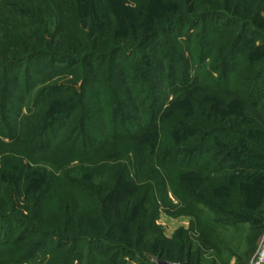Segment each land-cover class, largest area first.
<instances>
[{
    "label": "trees",
    "instance_id": "obj_1",
    "mask_svg": "<svg viewBox=\"0 0 264 264\" xmlns=\"http://www.w3.org/2000/svg\"><path fill=\"white\" fill-rule=\"evenodd\" d=\"M96 1L126 11L125 40L102 37L85 0H0V264H35L42 253V264H120L118 253L139 255L157 230L170 193L195 211L208 243L222 224L249 222L257 234L237 199L264 170L247 162L259 145L241 134L239 117L222 124L227 103L217 92L236 96L245 116L264 103V60L254 66L264 55V0ZM108 8L106 28L116 29ZM203 21L222 29L190 31ZM25 62L37 67L12 75ZM56 62L74 64L80 90L58 80ZM17 87L39 89L12 122L24 101ZM202 207L221 218L204 222ZM182 233L172 239L181 251ZM91 242L103 247H78ZM170 243L161 234L156 247L172 260Z\"/></svg>",
    "mask_w": 264,
    "mask_h": 264
},
{
    "label": "rangeland",
    "instance_id": "obj_2",
    "mask_svg": "<svg viewBox=\"0 0 264 264\" xmlns=\"http://www.w3.org/2000/svg\"><path fill=\"white\" fill-rule=\"evenodd\" d=\"M85 3L91 5V7H89V5L84 6L85 14L86 16H90L89 12L91 8L92 16H96L97 25L102 30V37L111 35L112 31H118L120 37L119 39H126L128 34H124L123 27V25L126 26V23L120 15V13L122 12L126 13L125 10L112 3L104 2L109 7L108 10L111 12L110 22L112 24L117 22L116 29H107V19H105V11L103 10L104 3L98 5L96 0H85ZM133 4H135L133 0H127L126 5L132 6ZM203 8L204 7L201 5L199 10H202ZM179 13L182 15L186 12L179 10L177 11V14ZM225 15H228V18L231 21V13L229 12V14ZM117 17L118 20H115ZM210 22L211 21H203L196 27V29H192L190 31H199V35H201V31L203 29L204 31H215L217 27H215V25H210ZM220 23L222 24L223 22ZM188 27L189 25L186 24L185 31H188ZM220 28L221 27L217 28V33L218 29L219 31H221L222 28ZM239 30L240 28L237 27L235 23L231 24L230 31L233 32ZM177 31L184 32L182 31V29H178ZM218 52H221L220 46ZM263 60L264 55L257 58L254 66L259 67L263 63ZM73 65L74 64H68V62H56L55 67L52 69V71L56 72L57 74L64 75L58 76L60 77L58 80L65 83L67 82L74 83L75 85L77 84V90H80L84 81L82 78L75 79L73 77L72 74H74L75 72L71 71ZM246 66L247 63L244 64V67ZM32 67L37 66L33 62H25L16 66V71L12 72V75H19L21 73H24L25 75L26 71ZM74 67L78 68V66ZM248 68L249 67L245 69L247 70ZM253 70L254 69L251 68V71ZM4 78L7 79L6 76ZM37 89L39 88L36 87L34 93L37 91ZM16 90L17 91L13 94L14 97H19L20 100L24 101L22 102L23 104H19V107H15L11 110L10 115H18V118H15V116H13L12 122L14 120L20 122V118L28 113V106H31L32 104V100L30 101V99L34 94L33 93L31 96H27L25 90H23L22 87H17ZM207 94V89H202L198 93L200 97H205ZM227 94H225V92H217V98H219L220 100L225 99V103H227L225 105V107H227V112L232 109L231 113L228 114L227 112L222 110V112H217V117L220 116L222 118V120L220 121H222V124H224L228 128L234 127L235 123H232V121L236 120L237 117H239V124L243 129L241 131V134L247 136L248 133L250 135V139L253 138L254 141L259 145V148H256L258 154L249 157L247 159V162H254L257 165H262V168H264V103H262L261 105L259 104V106L255 107V109H253V107L247 106L245 112L248 115L245 116L243 112H241V110H238L242 109L243 107L242 104H240L241 102L238 100V98H236V96H233L231 93ZM172 98L173 97L171 95L168 102H170ZM19 109H21V111ZM40 112L43 115L53 114V111L51 112L43 110ZM238 126L236 125V128L240 129ZM43 133L46 134L47 131ZM48 135L51 136L52 132L51 134L49 132ZM241 148H243L242 150H244L243 146H241ZM239 155L241 156L240 153ZM211 156V154H208L205 157L210 158ZM247 181L249 184L243 190V193L241 194L242 196H240L241 199L238 198L237 201L241 200V203H243L242 205L240 204V209L244 210L247 215L252 216L255 220L257 219L256 222L260 223L258 226L259 228H255L259 229V232L257 234H255L256 230H253L252 224L249 222L240 223L238 224V226H233L231 224H222L217 225L219 228L215 232L214 236L211 237V241H209L210 243H208L203 239V231L201 229L200 219L198 218V215L195 214V211L189 209L190 207H178V200L174 197V195H172V193H170L169 195L173 207H170L169 210H160L159 215L155 221L157 230L148 234V240L146 243L138 244V248L136 249H138L139 255L126 253L125 251H123L122 253H118V255L116 256L117 260H119L120 264H195L193 263V260L196 262V259L199 261L198 264H254L256 259L258 258L262 238L264 236V170H260L259 172L250 175ZM233 197L235 196L232 194V198ZM202 210L204 213L202 215V220L206 223H210L215 219L221 218V216L211 208L202 207ZM177 232H183L181 234L184 243L182 251L180 250V247H178L179 245L178 243H176L177 241L175 243L174 241H172V239L175 238L174 236ZM161 234L165 239H167V241L171 242L170 246L173 248L174 257L176 256L175 259L170 260L163 257V254L159 252V248L156 247ZM181 237L179 239H181ZM203 242L208 243V245L204 244ZM87 244L88 243H84L78 246L80 247V250L82 249L87 255L90 250L91 252H99L101 250V247H103V245L99 242H91L90 246H88ZM213 245L215 247H213ZM91 255L92 253L89 254V256ZM45 256V253L40 254L39 258L34 263L42 264ZM92 258L94 260V256ZM107 261H103V264H106ZM87 263L88 262L83 261L82 259L75 262V264Z\"/></svg>",
    "mask_w": 264,
    "mask_h": 264
},
{
    "label": "built area",
    "instance_id": "obj_3",
    "mask_svg": "<svg viewBox=\"0 0 264 264\" xmlns=\"http://www.w3.org/2000/svg\"><path fill=\"white\" fill-rule=\"evenodd\" d=\"M254 264H264V236L261 242V248L258 253V258L256 259Z\"/></svg>",
    "mask_w": 264,
    "mask_h": 264
}]
</instances>
